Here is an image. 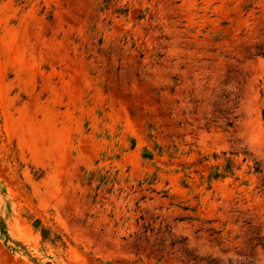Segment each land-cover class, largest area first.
Here are the masks:
<instances>
[{"label": "rangeland", "instance_id": "rangeland-1", "mask_svg": "<svg viewBox=\"0 0 264 264\" xmlns=\"http://www.w3.org/2000/svg\"><path fill=\"white\" fill-rule=\"evenodd\" d=\"M257 233L264 0H0V264H264Z\"/></svg>", "mask_w": 264, "mask_h": 264}, {"label": "trees", "instance_id": "trees-1", "mask_svg": "<svg viewBox=\"0 0 264 264\" xmlns=\"http://www.w3.org/2000/svg\"><path fill=\"white\" fill-rule=\"evenodd\" d=\"M262 49H260V53L259 54H262L261 51ZM230 99V98H229ZM230 102L232 103V105H236L237 103V98L235 99H230ZM212 122H217L215 120H212V121H209L208 123V126L210 127ZM232 122L228 119L226 121V124H225V128H224V131L225 132H230V127H232ZM233 155H238L237 153H232ZM228 153L227 152H223L222 153V156L223 158L225 159L226 161V164L224 166H221V165H217V166H213L211 168V172L208 176V181H213V180H219L220 178H226L227 177V174H231V175H234L235 174V171L240 169L239 167H236V163L234 161V159L232 157H227ZM247 156V155H245ZM216 159H219L220 157L218 155H215ZM247 160V158L245 157L244 158V162ZM255 172H259L258 169L255 170ZM244 224L245 225H250L252 227V222L249 221V220H245L244 221ZM214 233H220V232H215ZM254 242H257L254 246L257 247V246H261L262 248H264V236L260 235L259 233H257V235L255 237H252L251 238V241L250 243L253 244ZM152 248H155L156 251H159V248H160V244L153 242L152 243ZM175 243L172 244V247H175ZM185 252H187L186 249H184ZM188 253V252H187ZM188 255L190 256V254L188 253ZM163 259V255L158 257L157 261L160 262L162 261ZM194 260H197V259H194Z\"/></svg>", "mask_w": 264, "mask_h": 264}]
</instances>
